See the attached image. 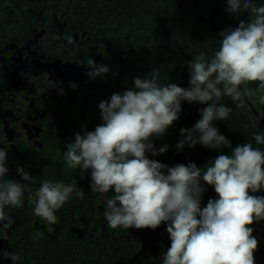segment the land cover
<instances>
[{"label":"clouds","instance_id":"1","mask_svg":"<svg viewBox=\"0 0 264 264\" xmlns=\"http://www.w3.org/2000/svg\"><path fill=\"white\" fill-rule=\"evenodd\" d=\"M242 9L254 19L221 32V46L210 57L201 52L188 62L189 88L175 83L162 87L154 73L150 78H134V90L114 93L99 103L103 124L77 133L64 152L68 167L90 170L93 192L114 193L106 201L108 227L155 230L166 225L170 246L163 264H256L259 241L251 226L264 221V196L250 193L264 190V150L253 147L250 140L232 149L231 155L219 154L206 168L191 161L169 167L148 156L168 151L167 143L157 148L152 138H162L180 118L183 101L206 107L199 110L201 118L192 128L180 129L178 152L185 145L194 148L197 144L209 150L231 149L230 140L214 126V121L227 120L232 112L219 103L222 96L230 97L237 108L246 107L245 99L253 97L264 105V95H260L264 89V5L227 0L230 14ZM87 67L89 78L102 77L110 70L92 59ZM251 82H259V87H247ZM252 139L264 145V135L253 132ZM6 158L0 149V177L9 171ZM17 173L24 181L31 179L22 167ZM205 184L214 188L218 198L209 199L202 208ZM25 187L17 181L0 183V224L4 227L11 221L6 207L22 206ZM73 193L83 198V190L75 185L43 181L35 192L34 214L49 224L58 223L55 213Z\"/></svg>","mask_w":264,"mask_h":264},{"label":"trees","instance_id":"2","mask_svg":"<svg viewBox=\"0 0 264 264\" xmlns=\"http://www.w3.org/2000/svg\"><path fill=\"white\" fill-rule=\"evenodd\" d=\"M50 1L47 6L51 10H61L63 17L73 20L76 26L102 36V43L98 45L107 50L106 63L113 66L117 61L120 70H115L113 82L109 81L103 92L97 90L84 94L86 96L81 94L82 98L74 96L58 111L54 119L56 128L52 132L56 147L53 148L51 144L48 151L53 163H36L30 172L31 179L26 181L31 190L23 191L22 206L6 207L14 216L12 221L15 225L8 234L5 252L9 250L12 255L19 257L16 264H130L129 260L140 249L142 242L134 233L144 236L148 229L108 227L104 215L106 201L114 193L93 192L90 170L68 167L64 158L66 146L74 142L77 133L94 131L103 124L99 103L110 100L114 93L123 94L127 89L134 90L136 77L150 78L151 73H154L162 87L175 83L189 88L188 62L201 52L210 57L219 50L222 41L220 33L232 29L244 10L230 14L227 0ZM253 3L259 7L264 5V0H253ZM253 19L254 16L249 13L245 23ZM247 87L257 89L259 82H251ZM260 95H264V89L260 90ZM251 100L264 117V105L256 103V97ZM219 103L232 109L227 120L214 121V126L230 140L231 149L209 150L197 144L194 148L185 145L178 152L175 145L182 139L180 129L192 128L201 118L199 110L206 107L199 102L183 101L180 118L162 138H152L157 148L167 143L168 151L157 156L149 153V158L169 167L178 163L187 165L191 161L198 167L206 168L219 154L231 155L232 149L250 140L253 147L263 150L264 145L256 144L252 133L264 135V126L246 100L244 108H237L228 96H222ZM10 179L19 183L23 181L16 175L10 176ZM45 180L61 181L83 190V198H77L73 193L56 211L58 223L54 225L34 214L35 192ZM204 186L207 193L202 195L201 205L205 196L218 198L212 186ZM148 238L150 246L146 254L135 262L163 264L165 243L170 241L166 225L151 229ZM147 254L149 257H146Z\"/></svg>","mask_w":264,"mask_h":264},{"label":"flooded vegetation","instance_id":"3","mask_svg":"<svg viewBox=\"0 0 264 264\" xmlns=\"http://www.w3.org/2000/svg\"><path fill=\"white\" fill-rule=\"evenodd\" d=\"M49 2L0 0V149L7 153L9 169L6 176L0 177V183L11 181L10 176L15 175L22 179L17 173L18 167L30 175L36 163H53L48 151L51 144L56 147L52 132L60 108L74 96L82 98L81 94L103 92L108 84L103 82L104 75L87 76L91 59L110 69V83L115 70H120L117 61L113 66L106 63L107 50L98 45L102 43V36L65 19L61 10L54 11L47 6ZM250 194L264 196V190ZM260 226L261 235L254 229L260 240L256 264H264V221H260ZM150 232L148 229L144 236L134 233L142 241L139 250L146 238L150 246ZM5 234L0 229L3 252L8 243V235L7 243L1 239ZM132 259L130 264H137Z\"/></svg>","mask_w":264,"mask_h":264},{"label":"rangeland","instance_id":"4","mask_svg":"<svg viewBox=\"0 0 264 264\" xmlns=\"http://www.w3.org/2000/svg\"><path fill=\"white\" fill-rule=\"evenodd\" d=\"M110 78H111V75H110V71H109L106 75H104V81H103V82H104V83L109 82V81H110ZM23 185H26V187L24 188V190L28 192V191L30 190L29 185H27L26 182L23 183ZM206 193H207V191H206ZM209 199H211V197L205 196V197L203 198V204L201 205L202 208L206 206V204H207V202H208ZM5 211H6V213L11 217V221L8 222L9 226H7V227H4L2 224H0V229L4 230V232L6 233L3 237H1V239H2L4 242H6V240H7V235L11 232V230L13 229V227H14V225H15V224L13 223V221H12V219H13L12 214L8 213V211H7L6 209H5ZM47 226H48V225H47ZM251 227H253V229H255V230L258 232V234L261 235V229H262V227L260 226V222H255ZM48 228H49V226H48ZM51 231H52V230H51ZM253 235L258 239V241H259L258 247H259V245H260V240H259V238L256 236V233L253 232ZM6 243H7V242H6ZM169 246H170V242H167V243L165 244V253L167 252V249H168ZM5 254H10L12 258H9V256H8V255H5ZM14 258H18V259H14ZM18 260H19V257H18V256H14V255H12V254L10 253L9 250L6 251V252H3L2 250H0V264H16V262H17ZM139 260H140V259H139ZM255 261L257 262L258 260L255 258Z\"/></svg>","mask_w":264,"mask_h":264},{"label":"water","instance_id":"5","mask_svg":"<svg viewBox=\"0 0 264 264\" xmlns=\"http://www.w3.org/2000/svg\"><path fill=\"white\" fill-rule=\"evenodd\" d=\"M250 12L248 11H243V13L241 14V16L235 21V23L233 24L232 29H235L239 26V23L241 21H245V19L247 18V16L249 15ZM246 102L248 103V105L250 106V108L252 109V111L254 112V114L256 115V117L258 118V120L263 124L264 126V117L263 115L259 112V110L257 109V107L255 106V104L253 103L252 100H248L247 98L245 99ZM2 242H0V246H2ZM147 248H148V241L147 238L142 246V249L139 250L133 257L132 262H135L136 260L140 259V257H142V255L146 254L147 252Z\"/></svg>","mask_w":264,"mask_h":264}]
</instances>
